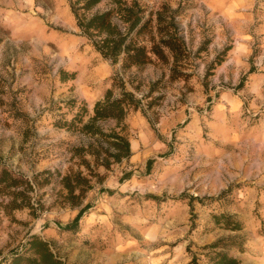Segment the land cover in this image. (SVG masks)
Listing matches in <instances>:
<instances>
[{"label": "rangeland", "instance_id": "rangeland-1", "mask_svg": "<svg viewBox=\"0 0 264 264\" xmlns=\"http://www.w3.org/2000/svg\"><path fill=\"white\" fill-rule=\"evenodd\" d=\"M139 1L149 10L182 5L188 80H171L162 63L123 73L79 34L68 0H0V162L11 170L64 174L69 148L88 141L54 126L57 102L92 109L115 73L149 95L146 113L126 119L132 156L82 205L64 204L58 181L34 191L36 216L27 208L8 216L0 195V264L33 234L68 264H207L203 247L219 239L233 242L219 250L241 264H264V0ZM226 45V59L208 70ZM61 69L76 76L62 81ZM85 206L77 229H66ZM216 213L244 228L217 225Z\"/></svg>", "mask_w": 264, "mask_h": 264}, {"label": "trees", "instance_id": "trees-1", "mask_svg": "<svg viewBox=\"0 0 264 264\" xmlns=\"http://www.w3.org/2000/svg\"><path fill=\"white\" fill-rule=\"evenodd\" d=\"M187 2L188 0H181ZM75 17L79 34L84 36L95 50L113 65H119L125 73L134 67L162 63L169 66L171 80H188L192 59L184 37L180 33L176 9L164 3L157 10L147 9L139 0H68ZM105 2L103 9L98 5ZM202 49V48H200ZM230 45H226L212 60L208 70L221 64L227 57ZM62 81L73 79L75 72L60 70ZM113 83L102 98L90 109L85 100L70 98L59 101L50 108L59 111L54 117V126L85 136L84 144L69 148L73 163L62 174L59 170L45 169L31 178L15 172L0 162V195L5 199L2 209L8 216L14 212L29 209L36 216L43 208L39 199L34 198L37 188L58 181L59 196L64 204L71 207L82 205L87 193L95 183H102L115 165L132 156L129 128L126 119L130 113L142 110L143 99L128 90L124 77L115 73ZM155 90L154 85L151 92ZM147 109L153 102L146 103ZM113 122V124H109ZM87 206L81 208L75 220L67 225L68 230L77 229L79 219ZM217 225L231 230H242V221L227 213L213 214ZM223 239L207 244L203 249L207 264H241L237 257L219 248L232 245ZM241 246V245H240ZM240 248H243L242 246ZM7 264H68L54 250L52 243L38 234L29 236L20 250L10 257ZM193 264H199L194 258Z\"/></svg>", "mask_w": 264, "mask_h": 264}]
</instances>
